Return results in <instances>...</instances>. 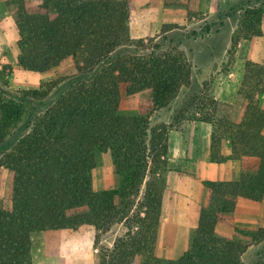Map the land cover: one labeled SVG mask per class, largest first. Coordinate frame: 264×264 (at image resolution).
<instances>
[{
  "label": "trees",
  "instance_id": "16d2710c",
  "mask_svg": "<svg viewBox=\"0 0 264 264\" xmlns=\"http://www.w3.org/2000/svg\"><path fill=\"white\" fill-rule=\"evenodd\" d=\"M1 1L17 32L22 69L43 73L72 59L76 73L21 96L0 87V168L13 176L10 197H0V264H32L36 231L82 225L95 229L96 240L116 225L124 228L99 252V264H245L249 248L264 242V224L230 236L217 225L239 198L264 197V63L244 64L231 103L213 97L190 103L209 128V162L237 161L239 178L203 182L206 204L184 251L178 259H162L155 250L167 188L168 127L151 125L149 114L190 85L186 56L178 45H166L168 37L133 39L128 0ZM163 5L191 15L189 0ZM262 15L245 10L242 31L261 36L256 27ZM61 81L56 98L36 110L32 104L42 105ZM122 91L147 93L148 111L118 115ZM105 153L113 182L98 188L96 156Z\"/></svg>",
  "mask_w": 264,
  "mask_h": 264
},
{
  "label": "rangeland",
  "instance_id": "374dc122",
  "mask_svg": "<svg viewBox=\"0 0 264 264\" xmlns=\"http://www.w3.org/2000/svg\"><path fill=\"white\" fill-rule=\"evenodd\" d=\"M128 1L131 37L135 40L168 37L166 45H178L191 65L190 85L182 88L164 108L149 114L151 125L168 127L169 146L163 219L155 254L162 259H178L185 249L189 229L195 226L199 211L206 204L203 182L213 181L209 178L210 162L205 157L209 128L198 120L201 116L191 109L190 103L212 97L231 103L241 82L244 64L264 63V0H189L191 15L187 18L175 8L165 7L163 0ZM252 9L263 13L261 26L256 27L261 36L249 34L240 27L243 12ZM16 40L14 23L0 0V87L21 96L76 73L72 59L43 73L22 69L17 63ZM62 88L61 81L42 105H32L36 110L42 109ZM149 107L147 93L126 95L122 91L117 113L137 116L147 112ZM27 118L23 116L16 130ZM3 146L0 144V153ZM228 170L234 171V168L230 166ZM93 174L96 187L106 188L112 184V163L108 154L96 156ZM12 180V173L0 168V197H10ZM258 204L260 202L255 206L244 204L242 210L237 211L235 206L233 216L219 225L220 233L233 234L236 229L262 227L264 218L260 221V215L264 212ZM123 232V226L116 225L96 240V231L89 225L36 231L31 235L32 264H99V252L110 248ZM243 261L245 264L264 263V242L249 248Z\"/></svg>",
  "mask_w": 264,
  "mask_h": 264
},
{
  "label": "crops",
  "instance_id": "0c3cea01",
  "mask_svg": "<svg viewBox=\"0 0 264 264\" xmlns=\"http://www.w3.org/2000/svg\"><path fill=\"white\" fill-rule=\"evenodd\" d=\"M209 144H210V138L206 139L205 157H206L207 160L209 159L208 158V156H209ZM230 166H232L234 168V171H229L228 170V168ZM209 172H210L209 178L211 180H213V181H219V182H221V181H236L239 178V172H240L239 171V163L237 161H227V162L220 163V164L210 163ZM205 193H206L205 195L208 194V191H207L206 188H205ZM256 203H259V202H256ZM256 203H255V205H256ZM244 204L246 206H253L254 205V203H252V202H250L248 200L238 199L237 202H236V211L237 210H242ZM258 205L262 206V212H264V199H262V202L260 201V204H258ZM232 216H233V213H232V215H230L227 218H225L221 223H223L224 221L229 220ZM260 216H261L260 221H262L263 218H264V214H262ZM221 223H219L217 225L218 231H219V225ZM262 224H264V222ZM221 234H223V233H221ZM230 235H232V233H225V236H230Z\"/></svg>",
  "mask_w": 264,
  "mask_h": 264
}]
</instances>
